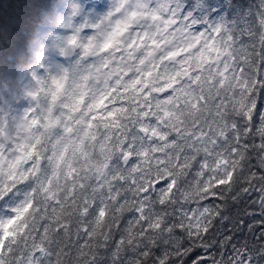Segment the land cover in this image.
I'll return each mask as SVG.
<instances>
[{
  "label": "snow or ice",
  "instance_id": "1",
  "mask_svg": "<svg viewBox=\"0 0 264 264\" xmlns=\"http://www.w3.org/2000/svg\"><path fill=\"white\" fill-rule=\"evenodd\" d=\"M125 6L79 80L0 115V264H183L230 206L264 217V0Z\"/></svg>",
  "mask_w": 264,
  "mask_h": 264
},
{
  "label": "clouds",
  "instance_id": "2",
  "mask_svg": "<svg viewBox=\"0 0 264 264\" xmlns=\"http://www.w3.org/2000/svg\"><path fill=\"white\" fill-rule=\"evenodd\" d=\"M129 0H52L40 23L31 32L30 46L8 59L14 38L0 27V115L19 117L31 103L27 92L50 82L53 76L69 74L79 80L92 64L100 61V47L114 34L115 21L122 19ZM134 2V0H130ZM119 10V11H118ZM92 45L91 52L86 49ZM41 104L44 103L43 96Z\"/></svg>",
  "mask_w": 264,
  "mask_h": 264
},
{
  "label": "trees",
  "instance_id": "3",
  "mask_svg": "<svg viewBox=\"0 0 264 264\" xmlns=\"http://www.w3.org/2000/svg\"><path fill=\"white\" fill-rule=\"evenodd\" d=\"M52 0H0V27L14 38L11 53L6 48L3 55L12 59L18 52L26 51L30 46L32 27L38 25L43 12L48 10ZM219 0H214L218 3ZM254 0H236L238 5L247 7ZM38 22V24L36 23ZM254 204L241 202L238 205L230 206L231 219L223 227L210 230L209 237L213 240L211 247H195L183 258V264H193L198 257H204L197 261V264H212V258L231 256L236 248L246 247L252 256L253 264H264V255H259L264 245V224L259 223L264 219L259 214V209ZM243 220V225L239 224ZM230 229V231H229ZM231 235L232 239L221 247L220 241L225 236ZM234 258V257H233Z\"/></svg>",
  "mask_w": 264,
  "mask_h": 264
},
{
  "label": "bare ground",
  "instance_id": "4",
  "mask_svg": "<svg viewBox=\"0 0 264 264\" xmlns=\"http://www.w3.org/2000/svg\"><path fill=\"white\" fill-rule=\"evenodd\" d=\"M38 24V22H36ZM36 26V25H35ZM34 28V27H33Z\"/></svg>",
  "mask_w": 264,
  "mask_h": 264
}]
</instances>
